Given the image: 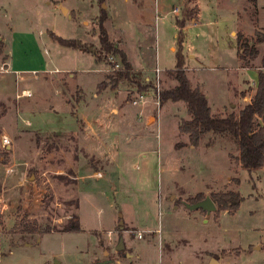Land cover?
<instances>
[{"label":"rangeland","instance_id":"rangeland-1","mask_svg":"<svg viewBox=\"0 0 264 264\" xmlns=\"http://www.w3.org/2000/svg\"><path fill=\"white\" fill-rule=\"evenodd\" d=\"M198 1L0 0V264H264V167L244 169L230 142L191 146L179 132L186 104L159 99L181 52L211 108L243 106L257 74H237V39L264 33V0ZM199 9L180 44L177 18ZM104 12L110 40L155 90L100 89L120 68L99 60ZM229 191L238 210L212 200ZM207 197L216 211L188 208ZM77 214L78 232L23 230Z\"/></svg>","mask_w":264,"mask_h":264},{"label":"trees","instance_id":"trees-1","mask_svg":"<svg viewBox=\"0 0 264 264\" xmlns=\"http://www.w3.org/2000/svg\"><path fill=\"white\" fill-rule=\"evenodd\" d=\"M189 13L185 19L177 18L176 23L180 30L179 42L184 41L183 30L189 20H194ZM107 20L106 12L100 18V45L102 60L105 56L114 55L119 58V69H115L112 75L107 76V81L102 82L100 89L105 90L111 87L113 90L119 86L127 84L136 89L137 94H141L153 86L144 79L142 72L136 71L129 61L127 54L116 47L110 40L108 31L104 25ZM64 47L78 49L80 45L75 41L60 40ZM264 44V33L256 32V38L249 40L243 36L237 39L238 58L243 67L252 68L254 61L260 57V45ZM103 53V54H102ZM185 57L180 52L177 57L175 69L168 72V77L175 81V86L159 91L160 105L166 103L186 104L190 118L183 120L179 126L180 134L187 135L189 144L198 148L203 141L207 140V145L213 142L233 143L238 149V160L244 169L249 171L260 170L264 167V53L258 68V87L252 101L247 104L239 113L234 110L223 112V114H213L208 97L201 88H194L185 69ZM109 81V82H108ZM201 199V198H199ZM212 200L220 208L238 210L242 197L240 194L229 191L216 194ZM78 206V205H77ZM78 209V207H77ZM28 234L44 235L51 232L70 233L81 231L78 214L70 218V223L62 228L43 227L34 222L26 224L24 229Z\"/></svg>","mask_w":264,"mask_h":264},{"label":"crops","instance_id":"crops-1","mask_svg":"<svg viewBox=\"0 0 264 264\" xmlns=\"http://www.w3.org/2000/svg\"><path fill=\"white\" fill-rule=\"evenodd\" d=\"M128 1V0H127ZM196 2H193V4L194 5H198V0H195ZM157 3V2H156ZM157 7H159V3H157ZM199 13H200V9H199V12H198V14H197V18H196V20H195V23L198 21V19H199ZM5 28V27H4ZM259 31V30H258ZM1 39H3V38H1ZM237 56H238V52H237ZM238 62H239V71H236L237 72V74H239V76L240 77H242V78H244L245 80H248L243 74V71L244 70H249V69H255L256 70V74H257V82L256 83H253L254 84V86L256 87L255 88V91L252 93V94H250V95H248L247 97H245L244 98V100L246 99L247 100V102L243 105V106H241L238 110H234L236 113H239L247 104H249L251 101H252V99H253V97H254V95H255V93H256V90H257V87H258V68H256V67H252V68H248V67H243L242 66V63H241V61L239 60V58H238ZM201 65L202 66H204L202 63H201ZM133 68H134V66H133ZM135 69V68H134ZM136 71H141V70H138V69H135ZM239 77V78H240ZM249 81V80H248ZM240 82H241V80H240ZM176 84V83H175ZM197 87H199V86H197ZM194 88H196V87H194ZM201 88V90L204 92V90L202 89L203 87H200ZM236 92V91H235ZM205 93V92H204ZM206 94V93H205ZM206 96H207V94H206ZM235 98H237L236 97V94H235ZM235 98H232V99H235ZM231 104V103H230ZM235 105L234 104H231V108H233ZM226 107V106H225ZM212 109V112H213V114H220V112L218 111V110H214L213 108H211ZM227 110L226 109H223V112H226ZM232 111V110H231ZM182 135V134H181ZM185 136H187V135H185ZM189 139V138H188ZM203 143V142H202ZM202 143H201V145H202ZM200 145V146H201ZM131 257V256H130ZM127 258H129V257H127ZM121 262L120 261H112V263L111 264H120ZM214 264V263H213Z\"/></svg>","mask_w":264,"mask_h":264},{"label":"water","instance_id":"water-1","mask_svg":"<svg viewBox=\"0 0 264 264\" xmlns=\"http://www.w3.org/2000/svg\"><path fill=\"white\" fill-rule=\"evenodd\" d=\"M62 9H63V7H62ZM92 52H94V51H92ZM33 179L34 178H31V180H33ZM187 206L191 210L202 209L203 211H206L208 214L216 211V205L214 204V202L209 197H207L205 200L197 202L195 204H187ZM124 248H125L124 243L121 241V244L118 247V251H122ZM127 257H130V255L128 254ZM97 264H111V261H103V262H99Z\"/></svg>","mask_w":264,"mask_h":264},{"label":"built area","instance_id":"built-area-1","mask_svg":"<svg viewBox=\"0 0 264 264\" xmlns=\"http://www.w3.org/2000/svg\"><path fill=\"white\" fill-rule=\"evenodd\" d=\"M176 12H177V10H176ZM4 69H5V66H1V67H0V71H1V72H2ZM156 72H157V73H160L159 68H157ZM159 84H160V82H159ZM159 99H160V98H159Z\"/></svg>","mask_w":264,"mask_h":264},{"label":"bare ground","instance_id":"bare-ground-1","mask_svg":"<svg viewBox=\"0 0 264 264\" xmlns=\"http://www.w3.org/2000/svg\"><path fill=\"white\" fill-rule=\"evenodd\" d=\"M25 95H27V96L30 95V91H26Z\"/></svg>","mask_w":264,"mask_h":264},{"label":"flooded vegetation","instance_id":"flooded-vegetation-1","mask_svg":"<svg viewBox=\"0 0 264 264\" xmlns=\"http://www.w3.org/2000/svg\"><path fill=\"white\" fill-rule=\"evenodd\" d=\"M108 261H111V260H108ZM111 263H112V261H111Z\"/></svg>","mask_w":264,"mask_h":264}]
</instances>
